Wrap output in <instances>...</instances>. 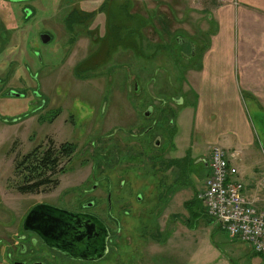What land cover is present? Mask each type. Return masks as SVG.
Returning <instances> with one entry per match:
<instances>
[{"label": "rangeland", "instance_id": "1", "mask_svg": "<svg viewBox=\"0 0 264 264\" xmlns=\"http://www.w3.org/2000/svg\"><path fill=\"white\" fill-rule=\"evenodd\" d=\"M70 3L47 0L44 5L38 4L47 12L37 9L33 22L22 29L21 38L18 34L7 37L11 44L22 43V58L18 59L24 57V63L29 59L27 54L32 59L35 85L24 92L12 90L22 94L16 93L17 97L4 96L0 100L2 118L19 117L21 110L25 113L29 95L38 102H47L50 110L61 112L50 125V110L35 114L21 125H5L0 118V149L5 147L6 151L0 155V196L6 220H18L34 204L48 202L73 212L87 207L109 227L110 240L102 258L94 262L68 261L35 245L33 252L42 257L44 264H211L217 260L218 264H264V255H254L246 243L231 238L216 220L200 213L185 217V208L176 202L187 199L184 192L176 195L181 187L194 180L195 187L187 190L191 194L203 179L198 178L204 169L196 163L199 155L193 152L186 160L180 158L193 145L191 118H185L188 126L184 147L174 149L181 141L175 136L185 130L178 125L180 109L176 110L175 104L181 99L176 96L185 83L183 68L193 57L191 38L198 34L194 25L204 21L201 11L192 8L191 0ZM100 6H106L105 13L96 12ZM61 8L86 11L93 17L85 18L84 23L96 30L91 33L78 26L76 33L70 34L64 25L66 12ZM25 13L30 15L29 10ZM44 31L54 33L55 39L43 43ZM99 47L103 55L87 61L77 75V69ZM136 83L138 91L133 89ZM148 105L155 107L160 116L164 113L165 122L158 113L150 120L144 118ZM249 112L263 153L264 120L252 107ZM40 117L46 120L43 126L38 123ZM150 124L153 130L142 135ZM157 137L161 139L159 147ZM67 143L75 144L77 149L70 160L57 154L59 169L64 172L51 176L55 184L20 192L18 189L26 185L25 173L16 169L22 157L38 146L42 150L53 146L58 151ZM94 189L93 195L85 194ZM167 201L174 202L169 207ZM169 209L173 215L167 213ZM171 224L173 228L164 231ZM182 227L195 231L183 232ZM14 233L13 227H7L0 236L10 240L9 235ZM172 233L171 244L165 246Z\"/></svg>", "mask_w": 264, "mask_h": 264}, {"label": "crops", "instance_id": "2", "mask_svg": "<svg viewBox=\"0 0 264 264\" xmlns=\"http://www.w3.org/2000/svg\"><path fill=\"white\" fill-rule=\"evenodd\" d=\"M191 2L193 9L201 11L204 21L194 25L198 32L191 38L195 54L181 73L185 83L176 96L181 99L180 105L176 103L175 106L176 110L180 109L178 125L185 130L174 137L181 140L174 149L178 151L184 147L188 126L185 118H191L193 145L180 158L186 160L193 152L199 155L196 163L204 167L198 177H203L202 182L196 181L199 188L209 176L210 153L215 147H221L239 172L235 178L243 183L246 199L264 210V152L259 151L260 138L249 112L252 107L264 120V0ZM202 151L205 154H200ZM194 187L193 180L176 193L187 195L185 201L176 202L185 208L183 216L188 218L197 213L206 215L203 204L192 201L199 188L187 193ZM173 202L167 201V205L170 207ZM189 202L193 203L186 207ZM167 213L173 215L171 209ZM172 225H166L164 231L168 233ZM185 230L195 231L182 227V231ZM173 233L176 236L178 228ZM173 233L164 242L165 246L171 244ZM218 263V260L211 262Z\"/></svg>", "mask_w": 264, "mask_h": 264}, {"label": "flooded vegetation", "instance_id": "3", "mask_svg": "<svg viewBox=\"0 0 264 264\" xmlns=\"http://www.w3.org/2000/svg\"><path fill=\"white\" fill-rule=\"evenodd\" d=\"M70 2L71 0H67L68 4H71ZM45 3H47V0H0V96H2L0 100L4 99V96L17 97L16 93L21 94L19 91H16V93H14L13 91H15V89L23 90L24 92L26 90L33 89L35 85L33 77H31L35 73V67H31V65L34 64L32 59L28 54L27 56L29 57V59H26V61L30 60L32 64H29L28 61H25L23 63L24 57L23 59H18L19 56H21L20 58H22V43H20L19 45L11 44L10 38L7 37H12L13 35L18 34L21 38L23 34L21 32L22 29L25 26H29L33 22L32 20L36 15V10H43V8L38 6V4L44 5ZM105 9H107L106 6H100L99 9L96 10V12L105 13ZM26 10L30 11L29 16L25 13ZM64 11L65 9H63V12ZM74 11L77 10L71 9L70 11L69 9V11H65L66 13L64 16V25L68 32L70 34L76 33L74 31H76L77 27L82 26V29L89 30V32L93 33L96 28L92 29L90 26H86L87 24L84 23L85 18L93 16H89V13H87L86 11H77V14L82 18V22L75 23L71 20L72 16H70V14ZM45 12L47 11L43 10L42 13ZM109 31H112L111 28ZM41 34V41L43 43L51 42L55 39L54 33L52 35L48 31H44ZM48 34H50L52 37ZM72 39L73 37L70 36L71 42ZM121 41L122 39L120 40V42ZM181 42L184 45L183 39ZM102 46L104 47V44ZM96 49L94 51L97 55H92L91 53V55L87 57V59L81 64V69H77V75H79V71L83 69L82 66H84L87 61L95 56L98 57L99 54L103 55V51L100 47L97 50ZM191 49H193L192 51L194 55L195 47L193 46V48ZM110 52H112V49H109V53ZM181 55L182 58L185 57L184 52ZM190 56L192 55L190 54ZM191 58L192 57H190V59ZM95 64H97V62H95ZM80 77L84 78L86 76L81 75ZM39 85L41 87V82L39 83ZM133 89L134 91L139 90V86L137 83L133 86ZM28 100L29 101L25 106L27 108V111L25 113L21 110V116L13 117L9 120L5 117L2 118V116L0 115V118H2L1 121L5 125H21L24 121L30 119L35 114L41 113L45 110H50L48 108L49 104L47 102H38L36 97H34L33 99L31 95H29ZM28 105L30 106L29 109L27 107ZM150 107L153 109L150 110ZM50 111L52 112H50L51 115L49 114L50 116L47 120V123L49 125L55 122L61 112L58 109H52ZM22 112L24 113L23 115ZM157 113L158 111L155 109V107H152V105H148L144 108L143 116L144 118H147V120H150L149 117H151L152 115V119L153 116ZM158 115L161 121L163 120V116L166 117L164 113L162 114L163 116H160V113H158ZM167 119H169V117H167ZM38 121V123H42L40 124L41 126L45 125L43 123H45L46 120L43 117H40ZM163 122L165 121L163 120ZM153 128L154 127L151 124L147 127H144L142 135L148 134L153 130ZM160 140L161 139L157 137V147L161 145ZM38 147H40V152H47L50 148L55 150L53 146H49L47 149L43 150L41 149V146ZM4 148L0 149V155L6 152L4 151ZM71 157L68 159L70 160ZM169 164L171 165L170 162ZM95 192L96 189H94L93 191H86L85 194L87 196H91ZM1 201L2 199L0 196V234L3 231H6L7 227H13L15 233L13 235H9L10 240L0 236V264H44V261L41 259L42 257L33 252V247L35 245H41L42 247L50 251L56 252L59 256L68 261L76 260L83 262H94L102 258L107 251L108 240H110L108 229L109 227L99 214L91 212L89 209H87V207H84L79 212H73L70 210L68 211L56 208L54 205L48 202H38L34 204L26 212L25 215L21 216L20 219L14 220V218H11L8 222L6 220V218L8 217L7 211L2 207ZM35 208H37V212L33 215L29 222L26 223L29 214ZM56 209L60 211H67L71 214L77 215V217L80 219H76L73 224L70 221H61L57 219V216L55 215ZM72 229H75L76 234L71 235ZM101 251L103 252L102 257L100 256Z\"/></svg>", "mask_w": 264, "mask_h": 264}, {"label": "built area", "instance_id": "4", "mask_svg": "<svg viewBox=\"0 0 264 264\" xmlns=\"http://www.w3.org/2000/svg\"><path fill=\"white\" fill-rule=\"evenodd\" d=\"M208 167L209 176L196 193L206 215L216 220L231 238L250 245L254 253L264 255V210L246 199L243 183L235 178L239 172L229 162L227 152L215 147Z\"/></svg>", "mask_w": 264, "mask_h": 264}, {"label": "trees", "instance_id": "5", "mask_svg": "<svg viewBox=\"0 0 264 264\" xmlns=\"http://www.w3.org/2000/svg\"><path fill=\"white\" fill-rule=\"evenodd\" d=\"M76 13V14H74ZM74 11L70 14L73 22H82V18ZM76 151V145L64 144L59 150L48 149L47 152H40V147L35 148L31 153L24 156L17 164L16 168L20 173H25L24 180L26 179V185L20 187L18 190L22 193L33 192L41 189L42 187L55 184V181L51 180V176L56 175L57 172H64V169H59V156L70 158ZM192 201H199L195 195V199ZM191 203H186L188 207Z\"/></svg>", "mask_w": 264, "mask_h": 264}, {"label": "water", "instance_id": "6", "mask_svg": "<svg viewBox=\"0 0 264 264\" xmlns=\"http://www.w3.org/2000/svg\"><path fill=\"white\" fill-rule=\"evenodd\" d=\"M36 210H37V208H35L34 210L31 211V213L29 214V216L27 218L26 223H28L29 220L33 217V215L37 212ZM55 215L57 216V219H59L61 221H70L72 224L74 223V221L76 219H80V218L77 217V215L71 214V213H69L67 211H60L58 209L55 210ZM75 232H76L75 229H72L71 235L76 234ZM100 256L101 257L103 256V252L102 251H101V255Z\"/></svg>", "mask_w": 264, "mask_h": 264}]
</instances>
